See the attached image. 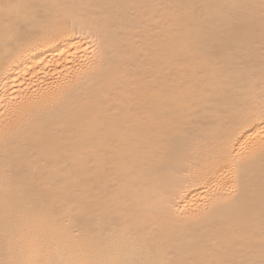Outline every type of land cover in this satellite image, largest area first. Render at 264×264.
Instances as JSON below:
<instances>
[{
    "label": "bare ground",
    "instance_id": "bare-ground-1",
    "mask_svg": "<svg viewBox=\"0 0 264 264\" xmlns=\"http://www.w3.org/2000/svg\"><path fill=\"white\" fill-rule=\"evenodd\" d=\"M262 112L264 0H0V264H264Z\"/></svg>",
    "mask_w": 264,
    "mask_h": 264
},
{
    "label": "snow or ice",
    "instance_id": "snow-or-ice-1",
    "mask_svg": "<svg viewBox=\"0 0 264 264\" xmlns=\"http://www.w3.org/2000/svg\"><path fill=\"white\" fill-rule=\"evenodd\" d=\"M262 115H264V112H262ZM224 166H225V167L228 166V162H227V161L224 162Z\"/></svg>",
    "mask_w": 264,
    "mask_h": 264
}]
</instances>
